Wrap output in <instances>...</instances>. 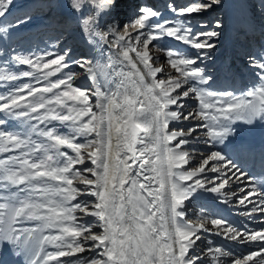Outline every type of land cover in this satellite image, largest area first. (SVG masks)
Masks as SVG:
<instances>
[{
  "label": "snow or ice",
  "instance_id": "obj_1",
  "mask_svg": "<svg viewBox=\"0 0 264 264\" xmlns=\"http://www.w3.org/2000/svg\"><path fill=\"white\" fill-rule=\"evenodd\" d=\"M12 2L0 0V18L6 17ZM221 3L196 0L183 8L169 3L175 19L168 20H159L162 12L142 6L140 15L126 27L147 31L134 39L113 33L120 51L110 50L105 61L68 60L71 49L29 54L11 50L0 63V87L5 86L3 82L11 84L22 78L47 83L44 87L22 83L0 93V154L12 153L0 158V253L7 248L13 256L22 257L23 264H199L206 257L210 264H225L221 257L233 254L211 241L200 252L201 233L215 229L214 234L225 239L258 245L257 250L228 264H264V228L245 225L238 229L216 216L210 206H201L195 221L185 219L191 207L186 202L201 200L205 193L221 197V203L229 202L228 194L221 191L228 179L207 187L212 181L198 177L210 162H218L211 172L225 169L226 177L232 172L237 180L247 175L229 155L241 146L225 142L237 135L236 124L264 125V51L259 58H248L249 66L258 69V82L239 94L213 90L212 77L197 66L200 55L207 57V52L199 50L215 48L213 41L220 32L195 31L191 20L183 17ZM153 18L159 22L147 23ZM27 19H0V40L8 43L12 29ZM81 27L89 43L94 38L105 42L96 25L82 19ZM221 27L217 20L215 29ZM165 37L198 50V57L185 48H161L166 63L178 75L165 72L158 79L164 68L153 66L149 45ZM73 66L84 70L91 88L74 86L72 81L80 73L71 70L54 81L49 79ZM189 98L197 105L185 113ZM11 120L19 121L18 128L2 127ZM185 121L200 123L187 129L175 127ZM60 126L65 131H60ZM198 129H206L203 135L225 149L210 152L188 169L185 166L194 157L184 146L192 142L188 138ZM86 162L91 166L75 168ZM252 182L264 185V178L249 177ZM81 196L94 200L74 203ZM253 196L261 199L254 202ZM246 202L254 206L242 215L264 213V195L259 188L253 187L238 198V204L247 206ZM77 212L95 219L85 221ZM86 252L95 255H82ZM0 264L8 261L0 258Z\"/></svg>",
  "mask_w": 264,
  "mask_h": 264
},
{
  "label": "rangeland",
  "instance_id": "obj_2",
  "mask_svg": "<svg viewBox=\"0 0 264 264\" xmlns=\"http://www.w3.org/2000/svg\"><path fill=\"white\" fill-rule=\"evenodd\" d=\"M165 1L164 8H160V6ZM179 1L176 0H123L118 6H122V12L124 9H133L137 12L136 16L130 17L129 21L123 23V19L118 22L117 27V35H124V36H136L140 32H146L147 28L139 29L132 27H126L130 25L134 21L136 17L140 15L139 9L142 6H148L162 12L163 15L160 16L159 20H168V19H175V16L172 12L168 9V4L172 3L177 8H183L188 6L190 3L196 2V0H190L185 5H180ZM202 2H207V0H202ZM159 4L158 6L153 7V4ZM133 4V6H130ZM179 4V5H178ZM152 5V6H151ZM84 9V8H83ZM82 9V10H83ZM81 10V11H82ZM74 11L70 5L69 0H13L8 14H6L5 18H0L7 22H14L17 20H24L26 18L27 22L21 24L19 27L12 29L13 37L8 42L5 43L0 40V48L4 50V56L0 57V63L3 60L7 59L9 55L12 54L11 50L15 49L16 52H20L23 54L29 53H44L48 51H56V52H63L65 49H71L70 55L67 57L68 60H78L83 57V52H78L79 48H82L84 44L88 43V38L84 35L81 27V21L84 17H80V13ZM115 8L112 7L109 11L102 12L103 18V25L107 26L110 22H114V20H119V17L116 16L117 14L114 13ZM139 12V13H138ZM122 14V13H121ZM118 17L117 19H114ZM133 19V20H132ZM185 20H191L192 26L195 31H209V30H216L220 32L218 38H214V43L216 47L210 50H199L200 53L207 52V57L200 55L198 57V50L190 48L186 45H182L177 41H174L170 38H163L158 41H153L152 44L149 45V53L152 54L153 52H160L161 59L159 61L165 67L171 69V75L175 76L178 75L174 69L170 67L169 64L166 63V55L165 52L161 51L160 49H169V48H185L187 49L188 53L197 59V66L203 68L207 75L210 72H218L222 75L223 73H228V66L229 62L239 58L237 53L241 52L244 48L248 50L253 47L249 46L243 40H236L235 41V49L231 50L230 48H223L221 46L222 43H225V39L229 34H232L235 30H237L236 36L241 38L242 35H246L247 39L251 40V38L255 34V30H259L260 33L258 34L257 47L256 51L254 52V56L256 58L260 57V52L264 51V0H222L221 5L213 6L212 9L202 12L200 14H193L191 16L183 17ZM159 20L150 19L147 23H158ZM219 20L222 24L220 29H215V22ZM112 22V23H113ZM263 22V23H258ZM204 24L207 25L206 28L197 27V25ZM70 40L72 43H64L65 41ZM143 40V37L141 38ZM63 42V43H62ZM238 43V44H237ZM245 45H244V44ZM153 45H159V47L154 48ZM244 48H243V47ZM229 47V46H228ZM230 49V50H229ZM232 53H231V52ZM231 53V54H230ZM52 57H49L51 59ZM226 62L224 63V61ZM211 61V62H210ZM229 61V62H228ZM158 64H154L157 67ZM220 63V64H218ZM249 62L244 63L241 67L237 66V69L234 71L237 81H234V86L236 87L234 90L231 89V86H223L215 85L214 80L210 82V87L213 90L224 92V91H234L236 94L244 91L248 86L244 87L245 89L240 90L237 86L239 82V77L244 78L246 80V84L252 83L255 84L258 82V77L255 73L258 69H254L250 67ZM227 66V67H226ZM25 70H27L26 66H21ZM55 67V66H53ZM220 67V68H219ZM74 71L80 73V75L84 74V70L79 68L78 66H73L71 69H64L63 72L56 74L53 77H50V80H56L60 78L64 73L68 71ZM214 70V71H213ZM47 71V70H45ZM226 71V72H225ZM237 73V74H236ZM77 77V76H76ZM74 78L72 83L74 86H79L76 83L77 78ZM252 78V79H251ZM248 80V81H247ZM250 80L252 82H250ZM4 87H0V93L7 91L9 88H14L19 84L22 83H32L35 87H44L47 82L41 81L37 83L35 79L31 78H22L19 81L12 82L8 84L6 82ZM81 87V86H80ZM82 88V87H81ZM224 89V90H223ZM181 89L180 91H182ZM237 90V91H236ZM57 91V90H54ZM51 95V94H46ZM194 109L196 108L197 101L194 100ZM95 111V109H93ZM0 118H3V114H0ZM32 123H36V121H32ZM54 124L59 125V122H53ZM259 124V123H257ZM19 121L11 120L8 124L2 126L5 129H12L14 127L18 128ZM43 127V125H41ZM235 128L237 129V133L239 132L240 135H244V132L247 131L248 126L244 124H236ZM186 129V128H185ZM60 131H65L63 126H60ZM253 132L258 134L260 138L264 141V125L259 124L257 128L253 129ZM207 138V137H206ZM83 138H81L82 140ZM78 140L77 142H81ZM209 142H212L207 138ZM213 143V142H212ZM262 149V145L260 143L254 146V150L260 152ZM64 151H69L68 149H63ZM8 155H12V153H4L0 154V158H6ZM88 162H86L87 164ZM81 166L84 165H76V169H80ZM78 201H74L76 203ZM197 208V211L193 213V215H189L187 218L188 220L195 221L196 220V213L198 214L200 209ZM229 214V213H228ZM193 217V218H192ZM201 241V242H200ZM198 241V244L202 249H204L208 245V241H211L210 238H206L205 240ZM212 245L215 247L218 246V242L211 241ZM55 249H53L54 251ZM87 254V253H86ZM83 255V254H82ZM10 253L8 254V257ZM86 256V255H85ZM75 259V258H73ZM201 264V263H199Z\"/></svg>",
  "mask_w": 264,
  "mask_h": 264
},
{
  "label": "bare ground",
  "instance_id": "obj_3",
  "mask_svg": "<svg viewBox=\"0 0 264 264\" xmlns=\"http://www.w3.org/2000/svg\"><path fill=\"white\" fill-rule=\"evenodd\" d=\"M121 1H123V0H116L115 5L113 6L115 8L114 13L117 14L116 16L119 17V20H116V21L114 20V22L112 20L113 23L110 22L107 26H105V25H103L102 13L98 16V23L96 24V28L98 31H100L105 36V38H106L105 42H100L94 38L93 43L88 42V43L84 44V46L82 48H79L77 50V53L83 52L82 53L83 57H81V58H86V59L91 60V61H96V60L105 61L107 59V53H109L110 50L113 52H119L120 51V49H118L116 47V44L114 43V35H113V33H115L117 35V27H118L117 24L122 19H123V23H126L127 21H129V18L131 16L134 17V16H136V13H137L133 9V7H131V9H129V8L124 9V11L122 12V6H118V4L121 3ZM176 1H179V0H176ZM189 1L190 0H180L179 4L183 6ZM158 5L159 4L155 3V4H153V7L158 6ZM130 6H133V4H131ZM158 7H160V8L167 7V6H165V1ZM94 13H95V9L93 7L85 6L84 9L80 13V17L85 18L89 15H93ZM118 17H115L114 19H117ZM258 23H263V22H258ZM237 32L238 31L235 30L234 32H232V34H229L227 36V38L225 39V41H226L225 43H222V41H221V46L223 48H230L231 50H234L235 49V47H234L235 41L238 39L240 41L241 40L245 41L246 43L249 44L248 47L251 46L253 48L251 49L249 47L250 49L248 50L247 48H244L242 46L244 49L241 50V52L237 53V56H239V58L232 60L230 62L228 61L229 62V66H228L229 72L227 74L223 73V75H222V73L220 74L219 71L209 73V75L212 77V80H214L215 85L224 84L223 86H229V87L231 86L232 90H234L236 88L234 86V84H235L234 81H237V79H234V78H236L234 71L237 69V66L241 67V65H243L244 63L249 62V59H248L249 57L254 56V54H255L254 52L257 49V47L255 46L257 44V38L256 37L260 33L259 30H255L254 36L251 38V40H249V39H247L246 35H242L241 38H238V36H236ZM131 37L134 39L135 36H131ZM64 43L65 44L66 43L71 44L72 42L70 40H67ZM130 55L133 57V60H137L134 53H130ZM150 55L153 57V66L155 63L158 64L160 59H161L160 52H158V51L153 52ZM156 58H158V62H157ZM225 62H226V60L224 61V63ZM137 63H138V66L141 67V69L143 70V66L139 65L138 60H137ZM218 64H220V63H218ZM157 67H163L164 68V72L158 74V76H157L158 79L161 78V76H163L165 72L170 74L172 71L171 69L163 66L160 63ZM76 78H77V80H76L77 85L81 86L82 88H91L92 87V84L90 83L88 77L85 74L78 75ZM238 80H239V82L237 83V86L239 88V91L245 89L244 87H246V86L250 87L252 85V83L246 84V80H244V78H242V77H239ZM250 82H252V81L250 80ZM94 102H95V98L93 97V103ZM193 102H194V100L190 99V98L186 100V108L183 110V111H185V113L187 111L194 110V103ZM197 123H200V121H185L183 124H176L175 127H177V128L183 127V128L187 129L188 127L193 126ZM257 126H259V124H256L253 127H248L247 131L244 132V135H240L238 132L237 135L235 136V138H229V140L225 142V145L232 144V145L241 146L240 150L237 153L229 152V155L233 159L234 163L238 166L240 171L247 173V175H245L241 179L237 180L235 178V176H233L232 172H228V176L226 177L224 175V173L227 170H225V169H221V171L218 173L211 172L209 169L214 164H216L218 162H210V164L206 168L205 173H202L200 175V177H198V178H201L205 181H212V183H209L206 185L207 187H211L214 184H219L222 180L228 179L229 180L228 185H226L221 191L223 193L228 194L227 199L229 202L228 203H221V202H219L222 199L221 197L217 196L216 194L205 193L203 199H201V200L186 202V203H190L191 207L188 208L187 216L185 217V219H187L189 217V215H193L194 211L195 212L197 211V208L201 209V206H210L211 208H213L215 210L214 214L216 216L223 217L224 219L231 222V224L236 226L238 229L244 228L245 225H247L249 228H252V229L264 228V223L260 222L261 219H264V213H254L251 217H249L247 215H242V213L248 212L254 206V204H248L247 202H246L247 206L238 204V198L246 195L248 191H251L253 189V187L259 188L262 192V195H264V185H258V184H256V182L249 183V177L254 176V177H257L258 179L264 178V141L262 140V138H260V136L258 134L253 132V129L257 128ZM171 127H173L172 124H170V128ZM204 132H206V129H198L197 133L193 134V137L199 136V139L195 140V139H193V137H189L188 139L192 142L189 143L188 145L184 146L185 150H188L190 152V154L194 157V159L188 165L185 166L188 169H191L195 164H197L201 159L206 157L210 152L225 149V145H214L212 142H209L207 140L206 136L203 135ZM206 140L208 141L207 143H205ZM258 143H260L262 145V149H260V152H257L254 150V146ZM138 147H139V145H138ZM88 166H91L90 162H88L84 166H81V168L88 167ZM88 175H90V174H88ZM78 186L84 187V185H78ZM242 188H244L245 191H240V189H242ZM250 199L255 202V201H259V199H261V197L260 196H253V197H250ZM79 200H94V197L81 196L78 198V202H79ZM77 216L83 217V214L77 212ZM196 216H198L197 213H196ZM83 219L85 221H91V220H94L95 218L94 217H83ZM196 219H197V217H196ZM207 226L209 228L212 227L211 224H208ZM93 231H100V229L94 228ZM215 231L216 230L213 229L212 232L201 233V235H202L201 240H205L206 238H210L211 241L218 242L217 247H221L223 250L231 252L233 254L232 256L221 257V259L225 261V264H228V262L230 260L234 259L235 257H239V256H242V255L248 253V252L257 250L258 245L256 243H240L237 241H231V240L225 239L222 235L214 234ZM241 239H243V237H241ZM213 246H215V245H213ZM207 247L208 246H206L204 249H206ZM204 249H202V247H200V252H203ZM47 250L53 251V249L51 247H47ZM9 253H11V251L8 250L7 248H5V250L2 253H0V258H3L4 260L8 261V264H9V260H8V258H9L8 254ZM86 253H84L83 255L84 256L85 255L86 256H94L95 255L94 252L93 253L86 252ZM15 259L17 260L16 264H23L22 257H16ZM199 263L210 264V261L206 257L205 259H203Z\"/></svg>",
  "mask_w": 264,
  "mask_h": 264
},
{
  "label": "clouds",
  "instance_id": "obj_4",
  "mask_svg": "<svg viewBox=\"0 0 264 264\" xmlns=\"http://www.w3.org/2000/svg\"><path fill=\"white\" fill-rule=\"evenodd\" d=\"M115 2L116 0H103V3H101V0H69V5L77 13H79L85 6L95 8L96 12L93 15L84 18V22L95 26L98 23V13L109 11L115 5Z\"/></svg>",
  "mask_w": 264,
  "mask_h": 264
}]
</instances>
